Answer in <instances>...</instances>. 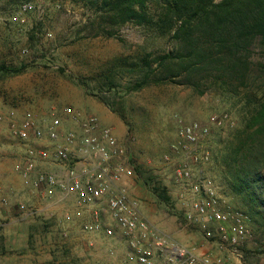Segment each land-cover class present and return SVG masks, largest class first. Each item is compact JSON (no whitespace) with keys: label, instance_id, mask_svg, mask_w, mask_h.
<instances>
[{"label":"rangeland","instance_id":"rangeland-1","mask_svg":"<svg viewBox=\"0 0 264 264\" xmlns=\"http://www.w3.org/2000/svg\"><path fill=\"white\" fill-rule=\"evenodd\" d=\"M21 3L34 6L23 17L24 23L13 20ZM109 30L115 31L113 37L103 34ZM173 48V41L147 26L126 23L114 28L102 23L95 12L69 0H0V65L25 67L18 74L0 73V113L12 111L20 118L31 112L43 121L52 111L59 115L64 107H71L96 117L127 149L134 170L127 188L139 201L141 214L175 241L196 248L209 245L201 241L199 231L185 223L174 170L184 161L189 163V153L207 152L208 163L189 164L218 188L230 208L248 218L253 237L243 249L255 264L264 258L259 230L256 233L240 199L226 188L217 161L240 125V105L233 106L236 101L214 90L198 95L176 84L128 91L141 74L120 65L132 62L142 52L164 53ZM101 93L116 108L124 109V121L100 103L97 95ZM88 102L95 108L88 107ZM213 118L220 124H214ZM192 122L208 128L197 146L179 136L181 126ZM42 143L48 144L45 139ZM17 149L23 150L21 143L11 136L6 124L0 125V156ZM13 163L8 164L11 169ZM140 167L152 178L151 187L166 200L154 195L136 174ZM2 185L0 181V217H5L0 218V264H129L123 252L116 254L117 246L93 249L81 233L61 223L59 213L47 214L44 206L51 200L45 197L38 199L36 209L40 210L30 216L21 213L27 204L9 199V191ZM18 211L22 223L7 216L11 212L20 216ZM21 232L24 236L18 235Z\"/></svg>","mask_w":264,"mask_h":264},{"label":"built area","instance_id":"built-area-1","mask_svg":"<svg viewBox=\"0 0 264 264\" xmlns=\"http://www.w3.org/2000/svg\"><path fill=\"white\" fill-rule=\"evenodd\" d=\"M33 9L32 4L21 3L13 20L24 23L23 17ZM61 113L80 130L62 132V120L55 111L43 121L31 112L20 118L12 111L0 113V125L6 123L11 136L24 144L44 139L54 144L53 149L28 145L23 164L14 170L24 185L41 197L56 192L62 197L73 196L78 216L87 208L91 222L82 225V232L101 233L109 239L120 233L131 264H250L243 251L253 237L248 218L230 208L218 188L190 166L208 163L207 152L189 153L190 164L184 161L174 173L185 223L201 233L215 255L201 254L196 247L175 241L141 214L139 201L130 195L126 184L134 174L127 149L111 129L101 127L93 115L71 107H64ZM212 122L220 124L214 118ZM207 134V127L194 122L182 125L179 131L181 140L193 146ZM38 161L65 165V175L37 171ZM71 220L72 214L66 212L61 223ZM255 264H264V258Z\"/></svg>","mask_w":264,"mask_h":264},{"label":"trees","instance_id":"trees-1","mask_svg":"<svg viewBox=\"0 0 264 264\" xmlns=\"http://www.w3.org/2000/svg\"><path fill=\"white\" fill-rule=\"evenodd\" d=\"M69 1L95 12L102 23L114 28L126 23L144 25L174 42L175 49L142 52L132 62L120 65L141 74L129 92L176 84L198 95L214 90L236 101L233 106L240 105V125L218 158V168L226 188L240 199L264 244V0ZM103 34L113 37L115 31ZM24 68L0 65V73L18 74ZM97 99L124 121L123 108H116L102 93ZM141 170L136 168V174L144 184L166 200Z\"/></svg>","mask_w":264,"mask_h":264},{"label":"crops","instance_id":"crops-1","mask_svg":"<svg viewBox=\"0 0 264 264\" xmlns=\"http://www.w3.org/2000/svg\"><path fill=\"white\" fill-rule=\"evenodd\" d=\"M87 106L90 107L91 109L95 108L94 104L91 102L90 103L88 102ZM76 110H78V109H76ZM78 111H80V110H78ZM84 114H86V113H84ZM86 115H89V114H86ZM58 116L62 120V126H61L62 132H67L70 129L71 130L75 129L77 131L80 130V127L78 124L73 123L71 120L68 119V117L64 116L62 113L59 114ZM5 124H3V125H5ZM66 127H68V128L66 129ZM14 139H16V138H14ZM18 142L21 143L23 150H19V149H17L16 151L15 150L14 151L13 150L12 151L6 150L0 156V159L2 160V167L0 169L2 178L0 181L3 183L2 186L5 187L7 189V191H9V193H8L9 199H14L17 203H23V204L26 203L27 204V208L22 207L21 213H27L26 215L30 216L32 213L36 212L38 209L39 210L41 209V208L36 209V207H38L37 205H39L38 199L41 198V196L38 194V192H36V191L34 192L30 188H28L24 185L21 175L19 173L15 172L14 167L17 164H23L24 159H25V151H26L28 145L32 146V147H41V148H47L48 147L49 149H51V148L53 149L54 144L50 143L48 141H47V143H48L47 145L43 144L42 141L32 142V143H28V144H24L20 141H18ZM10 161H14L12 169L8 166V164H10ZM36 170L37 171H44V172H52L54 174H58V175L63 176V175H65L66 168H65V165H63L61 163L38 161ZM130 180H128L126 182V184L130 185V182H129ZM46 199L51 200L50 202H48L46 204V206H44V208L46 210L45 212L47 214L51 215L53 213H59V215L61 216V218H60L61 220H63L64 214L66 212L72 214V220L68 223L63 222V225H65L67 227V229H69L71 231L77 230L79 233H81V235L83 236V239H85V242L87 243V245L93 246L92 247L93 249L99 248L102 245H108V247L117 246L118 251L116 252V254L118 252H123L124 258L126 259V262L129 263L128 259H127V243L123 239V237L120 235V233L116 234V236L114 238L109 239V238L104 237L101 233L87 234V233L82 232V230H81L82 225L85 223L91 222V218H90V214H89L87 208H85V210H83L81 212V215H79V216L76 215V213L78 212L79 209L74 205L73 196L62 197L59 194V192H56L54 196L46 197ZM18 213H20V211H18ZM21 213H20V216H17V215H13V214H15V212H11V213L7 214V216L9 217V219L13 218L16 221L19 220L18 221L19 223H22L21 221H23V219L21 217ZM16 216H17V218H16ZM0 218H5V217H0ZM66 234H67L66 230L63 229L62 235L66 236ZM18 235L24 236L22 234V232L19 233ZM201 241L203 242V240H201ZM201 241H199V244L201 243ZM197 251H199L201 254H205V253H209L212 255L217 254L213 250H210L207 245H203V246L201 245V246L197 247ZM129 264H131V263H129Z\"/></svg>","mask_w":264,"mask_h":264}]
</instances>
